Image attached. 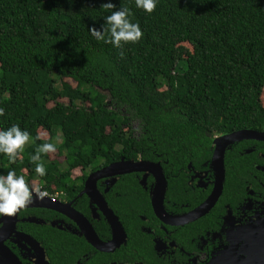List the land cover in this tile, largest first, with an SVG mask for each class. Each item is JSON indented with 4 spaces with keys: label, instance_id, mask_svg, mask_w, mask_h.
Segmentation results:
<instances>
[{
    "label": "trees",
    "instance_id": "obj_1",
    "mask_svg": "<svg viewBox=\"0 0 264 264\" xmlns=\"http://www.w3.org/2000/svg\"><path fill=\"white\" fill-rule=\"evenodd\" d=\"M121 7L143 32L123 54L90 32ZM263 94L264 0H158L152 13L135 0H0V129L31 137L15 163L0 154V174L50 195L123 158L181 163L218 135L263 131ZM43 143L56 151L40 177L30 157Z\"/></svg>",
    "mask_w": 264,
    "mask_h": 264
},
{
    "label": "flooded vegetation",
    "instance_id": "obj_2",
    "mask_svg": "<svg viewBox=\"0 0 264 264\" xmlns=\"http://www.w3.org/2000/svg\"><path fill=\"white\" fill-rule=\"evenodd\" d=\"M141 130L134 137L140 139ZM215 139L181 163L159 154L132 159L161 165L165 218L153 204L155 169L98 178L95 187L89 186L96 199L85 192L86 184L105 167L89 170L81 188L65 198L30 184L47 194L43 199L33 195L12 216H0V264H264V141L248 139L226 148L220 199L207 213L190 217L216 188ZM73 174L77 179L82 171ZM108 209L122 229H112Z\"/></svg>",
    "mask_w": 264,
    "mask_h": 264
},
{
    "label": "clouds",
    "instance_id": "obj_3",
    "mask_svg": "<svg viewBox=\"0 0 264 264\" xmlns=\"http://www.w3.org/2000/svg\"><path fill=\"white\" fill-rule=\"evenodd\" d=\"M157 2L158 0H135V6L146 13H152ZM102 7L116 9L111 2L105 3ZM131 16L132 12L129 8H118L104 18V24L100 29L92 28L90 32L95 38L103 40L114 48L121 49V54H123L125 44H134L143 37L139 23L132 22ZM105 25L107 26L106 29ZM4 116L5 109L0 107V117ZM30 138L29 131L22 129L19 124H13L6 130L0 129V154L6 155L10 164L15 163L18 156L23 153ZM55 151L56 145L54 143H43L36 148L35 154L31 155L30 162L35 165V173L40 177L47 174L45 164L41 161L42 155ZM46 194V192L31 189L24 176L17 175L15 170L0 174V216H12L30 203L33 195L37 199H43Z\"/></svg>",
    "mask_w": 264,
    "mask_h": 264
},
{
    "label": "water",
    "instance_id": "obj_4",
    "mask_svg": "<svg viewBox=\"0 0 264 264\" xmlns=\"http://www.w3.org/2000/svg\"><path fill=\"white\" fill-rule=\"evenodd\" d=\"M248 139H256V140L264 141V132H258L252 129H242V130H236L233 132L222 134L217 139H215V143L217 144V146H216L213 163H214V169H215L216 178H217L216 188L212 196L206 201V203L190 216L191 219H196L199 214L203 215L207 213L208 211H210L215 206V204L218 202V200L220 199L222 195V192L225 187V180H226V170H225V165H224L226 148L232 144L241 142L243 140H248ZM153 169L156 170L155 174L158 179V189L154 192L153 204H154L156 213L160 217L165 218L166 213H165V209L163 205V198L166 193L167 183H166V179L163 173V169L160 164L149 163L146 161L135 162L133 160H129V161L122 160V161L112 163L109 166L97 171L96 173L92 174L89 177L87 184H86L87 187L85 189V192H87L88 195H90L92 199H96L95 195L97 194L95 192L93 193L90 190L89 186L92 183V185L94 184V187H95V184L98 178H101L106 175L115 176V175H123V174L137 172V171H145V170L152 171ZM47 199L50 203H52V200L54 201V199L52 200L50 198H47ZM105 212H106L107 219L112 229L114 231H118L119 228L122 229L120 222L118 221L117 217L112 212V210L108 209V210H105ZM14 218L16 219V217ZM15 224H16V220H14V227H15ZM12 229H13V225H10V230L12 231ZM7 230L9 229H6L5 231ZM88 237H89V240L94 245L99 247V244L97 243L95 238L91 237L90 235H88ZM101 245H103V248L104 247L107 248L110 246L105 243Z\"/></svg>",
    "mask_w": 264,
    "mask_h": 264
},
{
    "label": "rangeland",
    "instance_id": "obj_5",
    "mask_svg": "<svg viewBox=\"0 0 264 264\" xmlns=\"http://www.w3.org/2000/svg\"><path fill=\"white\" fill-rule=\"evenodd\" d=\"M67 81L70 82L71 84H73L74 86H76V83L74 81H72L70 79L67 80ZM263 99H264V94H263ZM131 128L133 129L134 132H136V134H139L140 133V122L139 121H136V120H132V122H131ZM41 135L43 137H45L43 134H41ZM58 141L60 143L61 142V139H59ZM53 158H56V156L54 154H53ZM75 173L76 174H80V170H76ZM73 176H75V175L73 174ZM38 183H39L38 181H32V183L30 182V184L32 186H34V188H37L36 186H38L37 185Z\"/></svg>",
    "mask_w": 264,
    "mask_h": 264
},
{
    "label": "built area",
    "instance_id": "obj_6",
    "mask_svg": "<svg viewBox=\"0 0 264 264\" xmlns=\"http://www.w3.org/2000/svg\"><path fill=\"white\" fill-rule=\"evenodd\" d=\"M53 198V197H52Z\"/></svg>",
    "mask_w": 264,
    "mask_h": 264
}]
</instances>
